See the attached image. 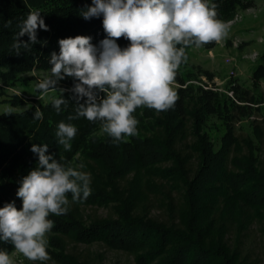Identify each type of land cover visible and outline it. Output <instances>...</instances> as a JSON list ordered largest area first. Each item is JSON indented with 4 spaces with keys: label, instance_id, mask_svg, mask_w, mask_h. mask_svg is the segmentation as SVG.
<instances>
[{
    "label": "trees",
    "instance_id": "1",
    "mask_svg": "<svg viewBox=\"0 0 264 264\" xmlns=\"http://www.w3.org/2000/svg\"><path fill=\"white\" fill-rule=\"evenodd\" d=\"M217 4L218 19L233 20L239 8L253 6L254 0H211ZM93 6L92 0H0V96L4 88L22 80L21 73L35 68L51 69V55L59 54V40L78 35L91 37V43L100 50V42L107 38L103 28V16L84 19L83 12ZM39 11L47 25V31L38 28L36 43L32 44L25 34L18 37L22 44L13 48L17 33L30 12ZM121 49L129 46L124 38L116 40ZM216 43L202 47L212 49ZM199 76L208 81L195 82ZM178 100L167 111L138 108L134 116L139 121L137 135L117 142L107 134H99L100 121L77 117V106L86 101L73 92L78 83L73 77L58 81L60 91L55 97L66 100L60 110L51 99L45 103L28 105V99L13 95L7 100L13 106L25 105L22 110L0 113V207L14 203L17 209L22 201L16 193L22 179L38 164V154L33 153V144H47L48 153L66 166H76L84 157L101 165L107 172L109 183L122 179L140 167L172 178L180 188V199L170 197L163 201L171 216L170 222L160 221L147 214L137 213L134 208L144 209L142 200L137 205L136 193L119 199L104 189L92 188L91 195L79 202L107 204L121 200L115 218L96 219L83 223L73 211L65 215L49 216L54 226L48 238L51 258L61 264H90L64 252L63 236L81 243L101 241L108 247L133 253L136 264H250L240 250L241 238L255 219L264 218V165L260 146L252 139L246 140L249 153L234 156L228 169L227 160L232 150L238 149L235 124L252 118L261 111L264 99L254 89L231 82L226 90L213 83L214 74L201 70L199 74L178 76ZM199 80V79H198ZM253 80L259 88L264 80V53L253 72ZM58 87V86H56ZM61 90H63L61 92ZM104 93H97V99ZM39 108L41 120L34 119ZM69 117H76L69 119ZM217 118L224 126L220 146L216 148L210 134V120ZM191 121L195 140L189 145L197 153V165L191 174L189 156L177 148V142L185 138L187 122ZM71 124L76 135L70 141L71 149L65 150L58 143L56 132L59 123ZM252 119L257 139L263 130ZM156 127L162 136L149 135ZM172 161L166 168L157 165ZM131 192V191H130ZM68 198H71L69 194ZM137 205V206H136ZM136 206V207H135ZM236 234L230 244L227 234ZM0 250L9 254L14 251L11 242L0 240Z\"/></svg>",
    "mask_w": 264,
    "mask_h": 264
},
{
    "label": "clouds",
    "instance_id": "2",
    "mask_svg": "<svg viewBox=\"0 0 264 264\" xmlns=\"http://www.w3.org/2000/svg\"><path fill=\"white\" fill-rule=\"evenodd\" d=\"M92 4L82 15L86 20L102 15L107 38L100 42L99 51L91 37L60 39L59 54L53 53L49 61L50 75L36 84L38 98L44 100L57 92L58 81L73 77L78 81L73 92L87 98L77 106V117L100 121L103 134L127 142L126 138L137 135L139 121L134 113L138 108L161 112L175 105L176 75L188 59L186 49L222 42L230 26L218 19V6L211 0H92ZM38 28L48 30L41 13L30 12L13 44L17 53L22 44L28 47L18 37L27 34L34 44ZM120 38L130 41L129 46L121 49L116 43ZM98 92L104 93L99 101ZM51 102L59 111L66 100L60 95L51 97ZM12 111L5 108L6 114ZM42 118L37 108L34 119ZM76 131L71 124L59 123L56 136L66 151ZM48 147L33 144L31 148L38 154V164L16 193L22 207L17 209L14 203L0 207V240L10 241L15 249L11 255L0 250V264H15L17 253L33 262L50 260L48 234L54 226L50 214L68 212L69 194L72 202L91 195V177L82 171L84 164L66 166L47 154Z\"/></svg>",
    "mask_w": 264,
    "mask_h": 264
},
{
    "label": "rangeland",
    "instance_id": "3",
    "mask_svg": "<svg viewBox=\"0 0 264 264\" xmlns=\"http://www.w3.org/2000/svg\"><path fill=\"white\" fill-rule=\"evenodd\" d=\"M230 26L228 37L220 43H216L212 49L204 47H191L186 49L187 61L182 63L176 75L175 90L179 87L177 77L187 76L189 73L199 74L201 70H209L214 74L215 83L220 90H226L231 82L238 83L243 87L254 89L259 93V97L264 99V80L259 83V88L253 80V72L261 62V55L264 53V0H254L253 6L249 8H239L233 20L227 21ZM50 75V69L35 68L32 71L21 73L22 80L14 86L4 88L5 95L0 96V113L5 108L13 110H22L27 106H13L8 102V97L18 95L28 99V105L33 103H45L55 97L60 87L57 83V92L49 93L44 100H40V93L36 89V84L45 76ZM199 79V80H198ZM195 82L208 81L205 76H199ZM0 86H3L0 80ZM261 111L256 113L252 118H246L235 124V135L239 141L238 149L232 150L227 160L228 169L233 170V164L230 163L234 156H243L249 153V148L245 145L246 140L252 139L260 146V156L264 165V103L261 104ZM252 119L263 130L261 139H257ZM209 131L215 142L216 148L220 146L221 137L224 133V126L217 118L210 120ZM191 121L187 122L185 138L177 142V148L183 154L189 156V169L191 174L195 171L197 165V153L189 146L194 143L195 135L192 130ZM101 132V128L98 131ZM159 134L162 136V130L156 127L148 132L149 135ZM83 163L85 171L90 174L92 188L104 189L112 195H117L119 199H126L129 193H136L139 197L137 205L142 200L144 209L141 211L134 208L137 213L147 214L149 217L160 221L170 222L171 216L163 205V201H168L170 197L175 201L180 199V191L176 187L172 178H167L159 173H155L147 167H140L122 179L109 183L107 172L100 164L87 157L82 158L78 163ZM173 164L167 161L157 165L158 168H166ZM131 191V192H130ZM69 208L85 224L96 219L115 218L118 216L117 207L122 203L121 200H113L107 204H86L83 202H72L69 198ZM136 205V206H137ZM135 206V207H136ZM231 231L227 234L231 245L235 242L236 234ZM48 234V238L52 236ZM64 252L75 256L81 261H87L90 264H136V256L123 250L108 247L101 241L91 243H81L72 240L70 237L63 236ZM49 248L55 249L51 245ZM240 250L242 256L250 264H264V218L255 219L241 238ZM15 251V250H14ZM12 251L10 255L14 252ZM15 264H61L51 258L48 261H29L20 254L13 256Z\"/></svg>",
    "mask_w": 264,
    "mask_h": 264
}]
</instances>
